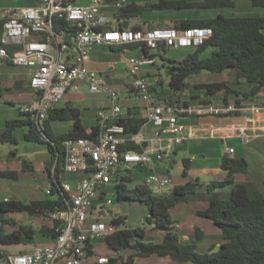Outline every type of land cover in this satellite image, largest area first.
I'll return each instance as SVG.
<instances>
[{
  "label": "built area",
  "instance_id": "2783aa9c",
  "mask_svg": "<svg viewBox=\"0 0 264 264\" xmlns=\"http://www.w3.org/2000/svg\"><path fill=\"white\" fill-rule=\"evenodd\" d=\"M75 0H37L34 6L0 9L3 33L0 37V67L11 64L27 71L28 83L34 95L32 101L20 107L36 124H42L48 112L56 107L63 95L78 84H85L92 94H103L109 106L96 115L97 134L92 137L70 138L63 142L65 150L64 174H87L73 185L59 175L58 192L64 196L62 209L51 217L59 222L57 236L50 246L35 247L30 253L10 255L9 264H85L88 250L94 254L93 241L105 239L117 231L101 221L91 220L95 204L109 206L106 198L109 187H115L129 178L136 165L145 166L142 186L153 188L163 196L173 187L171 176H161L155 166L170 161L175 146L185 140L182 116H221L240 111L234 105H213L201 102L194 106H175L159 103L150 91L149 80L141 70L155 64V58H130L128 74L130 88L144 103V124L132 135L118 122L125 116L119 93L109 89L106 76L88 65L93 48L98 46H145L154 52L160 45L171 49L195 50L213 35L209 27H191L184 30L157 28L145 31L118 30L103 9L114 13L124 8L128 0H88L76 5ZM113 18V17H112ZM64 22L58 32L56 22ZM11 49L10 52L8 51ZM252 111L263 112L264 105L252 106ZM151 124L154 134L145 137L142 128ZM264 138V137H263ZM245 142L249 138L241 136ZM127 142L141 147L139 151L122 150ZM234 152L228 149L230 156ZM55 181V164L51 168ZM45 196L52 195L48 186ZM108 258L97 259L96 264H107Z\"/></svg>",
  "mask_w": 264,
  "mask_h": 264
},
{
  "label": "trees",
  "instance_id": "16d2710c",
  "mask_svg": "<svg viewBox=\"0 0 264 264\" xmlns=\"http://www.w3.org/2000/svg\"><path fill=\"white\" fill-rule=\"evenodd\" d=\"M246 1L253 8L264 9V0ZM36 2L37 0H32V4H36ZM234 7L235 4L232 0H157L155 3H145L144 5L131 2L118 10L113 17L116 22L118 21L115 28L122 30V25L126 20L132 17L138 19L143 12L147 11L179 9L195 14L199 10L216 11ZM120 20L125 22L119 23ZM2 25L3 20H0V37L3 33ZM65 26L68 27L63 21L56 22L54 30L58 32ZM157 27L150 24L146 28L135 25L127 29L144 31L157 29ZM191 27H209L212 29L213 35L182 60L167 59L165 54L171 48H166L163 45H160L154 52L149 51L143 45L141 46L144 56L160 61V66L157 67L159 78L165 76L168 80L166 86L171 94L164 100V104L186 106L188 102L182 101L178 94L187 90V80L190 77L203 73L231 72L233 74L232 83L221 81L202 86L207 96L221 95L220 104L222 105H228V99L232 97L234 106L240 107L242 99L254 97L260 93L264 95V15L224 16L217 14L210 18H183L174 21L170 26H164V28L177 30ZM112 47L111 49H113ZM133 47L134 45L119 47L116 51ZM10 50L9 48L8 51L10 52ZM7 66L13 67L11 64H7ZM241 81L249 87V91L244 92L240 89ZM27 90H30L29 83L25 84L22 80H16L11 88L2 87L0 83V98L3 93H21ZM199 102L210 104L206 100ZM6 104L13 105L8 102ZM18 113L24 118H14L4 122V129L0 132V143L17 146L19 139L15 133L18 132V129L22 131L26 127L27 129L22 135L23 141L40 142L44 140L45 149L49 154V161L44 166V172L48 175L49 185L52 186V195L48 199L35 200L27 204L19 200L0 199V244L14 247L31 243L36 230H33L29 225L17 224L12 218H5V215L15 213L24 214L29 218H42L61 210L64 196L58 192V183L65 161L63 142L70 138L92 137L98 131L97 125L92 127L89 132L82 130L79 125L80 113L71 107H54L48 112L47 118L42 124L33 122L27 114L21 113L20 109H18ZM137 115L138 112H132L128 108L125 116L118 122L125 128L126 135L137 133L144 124V120ZM51 121H73L74 127L78 128V131L54 135L50 130ZM121 149L139 151L142 148L127 142ZM12 156H15L14 151L6 156V160ZM188 163L186 159L182 161L184 177L189 171ZM53 164H55L56 182L51 178ZM220 169L225 173V178L222 180H214L201 187L199 180L194 179L181 185H174L163 196H153L149 190L138 185L134 189H128L126 183L131 181L128 177L117 184L115 190L118 198L128 201L138 200L147 205L149 214L145 219V224L154 226L162 235L158 242H145L143 228L125 226L124 218L121 217L112 219V225H123L124 229L117 230L104 239L107 249L113 252L112 256L107 257V264L132 263L131 257L124 261L121 256L117 255L124 250H131L133 257L141 259L157 257L170 260L175 264H264V175L259 188L235 183L234 179L237 175L247 173L248 163L244 158H223ZM23 171L32 172L25 162ZM17 177L16 171L0 170V181L17 180ZM201 196L205 197L203 199L206 200L207 205L204 209L196 211L195 214L197 217L210 221L218 228L221 239L217 249L210 247L205 253H197L195 245L186 244L180 240L172 230L175 227V222L170 215V210L187 198H201ZM58 226L59 222L53 219L52 227L41 228L40 233L44 232L46 236L54 240L57 236ZM8 227L11 228L10 232L7 231ZM194 233L195 240L202 238L200 229L196 228ZM92 248L93 246H90V249ZM21 253L23 254V252ZM88 255L91 256L93 253L88 250ZM9 256L6 251H0V258L3 262L0 264H9Z\"/></svg>",
  "mask_w": 264,
  "mask_h": 264
},
{
  "label": "rangeland",
  "instance_id": "374dc122",
  "mask_svg": "<svg viewBox=\"0 0 264 264\" xmlns=\"http://www.w3.org/2000/svg\"><path fill=\"white\" fill-rule=\"evenodd\" d=\"M157 0H128V3H135L138 5H144L145 3H155ZM235 4L233 9H222L216 11H206L199 10L195 14L192 12H188L185 10H155V11H147L143 12L138 19L130 18L129 21L131 24L141 25L143 28L147 27V24H156L157 28H164V26H170L176 20H180L183 18H210L214 17L217 14H221L224 16H233V15H264V9L261 8H253L246 0H232ZM32 4V0H0V9L7 8L13 9L18 7H26ZM107 17L113 16L115 13L113 11L103 12ZM142 18V19H141ZM110 19V18H109ZM144 24L143 23V21ZM146 23V25H145ZM111 26L115 27V22L111 23ZM147 30V29H146ZM134 50V48H133ZM193 50L190 49H170L166 52L165 56L167 59H171L173 61L182 60L185 58L190 52ZM143 55V50H140ZM130 54L125 52L124 54L118 53L116 51H110L108 47H103L100 52V57L104 59H109L116 63L114 74L115 80L110 81L108 87L110 90L119 93L120 100L126 99L129 95L133 96L130 91H128L127 87L124 86L121 82L126 76L125 74V60L129 57ZM156 64V63H155ZM154 64V65H155ZM157 66H160V61H157ZM150 70L155 71L154 66L149 67ZM154 69V70H153ZM162 74L163 71L161 70ZM16 80H22L27 84L28 82V74L20 69L15 67H3L0 69V83L2 87L11 88L13 83ZM234 80L233 74L231 72H223L218 74H207L203 73L200 75H194L190 77L188 82L187 90L183 93L178 94L181 96V100H185L190 105H196L199 103V100H206L210 102V104H220L221 95L216 96H207L205 95V89L202 87L206 84L212 82H221L226 81L228 83H232ZM161 82V83H160ZM168 80L164 76H160L159 81L157 82V86L167 88ZM26 86V85H25ZM241 90H244V87H240ZM90 97V96H89ZM92 97V95H91ZM33 95H30V91H23L21 93L13 92V93H3L2 98H0V132L4 129V122L6 120L14 119V118H24L19 115L18 109L24 105L30 103L33 99ZM167 97H164V100ZM133 103H139L140 98L133 96ZM232 99V97H230ZM6 102L13 103V105L6 104ZM100 103H106V101H101ZM216 122V120H215ZM65 122H50L51 131H55L53 134L58 135L57 127L65 126ZM27 129V127L25 128ZM17 136L19 137V142L17 146H13L7 143H0V170H13L18 173L17 180H1L0 181V199L1 200H20L24 203H30L34 200H40L44 198H48V196H44L43 193L45 189L48 187V182L46 181V177L42 174V164L49 157L46 152V144L44 140L40 142L30 141L25 142L22 139L21 131L18 129ZM17 133V132H16ZM18 148V154L22 160L29 159V155L36 153L35 157H31V162L35 167V173H24L21 171V160H6V155H8L9 149ZM43 148L41 150H36V148ZM23 154V156H22ZM182 155L176 156V162L172 165L171 169V179H173L176 183H181V179L183 178V167H182ZM133 170H131L128 175L131 179L130 182L127 183L128 189H134L137 185L142 186V180L145 178V174L136 173L139 176H134ZM87 176V174H63V180H71L79 179ZM188 179V177H185ZM184 178V179H185ZM172 180V181H173ZM40 190L38 193L37 188ZM143 188L150 191L153 196H157V192L153 190V188L149 189L147 187L142 186ZM225 194V192L223 191ZM107 199L111 200V204L109 206H101L104 200H101L100 206L98 203L96 204V208L90 217L91 220H95V218L99 217V219L106 224H109V227H115L117 230L124 229L123 225L114 226L111 224V220L114 218H124L125 226L133 227V228H143L145 232V242H158L161 239V233L154 226H150L145 224V219L148 216V207L144 202L135 200L128 201L124 198H118L117 191L115 187L111 186L107 190ZM205 197H189L185 201L179 203L177 206L170 210V215L172 220L175 222V227L172 230L180 237L181 241L186 244L195 245V251L197 253H205L208 251L210 247L218 248L221 243L220 239V231L216 228L210 221L197 217L196 211L204 209L207 205ZM116 214V215H113ZM5 218H12L16 221L17 224L21 225H29L32 226L33 229L39 228L41 226H52V217H43L38 218L35 217L33 220L26 215L9 213L5 215ZM36 222H35V221ZM198 228L202 232V238L200 240H195V229ZM10 227H8V232H10ZM158 230V231H157ZM93 249L94 254L88 256L85 260V264H96L97 259L101 257L112 256L113 252L107 249L104 239H98L93 241ZM0 251H6L8 255H16L22 254L24 251L22 245L19 246H4L0 244ZM121 258L126 261L131 257L132 263L130 264H175L170 260L160 259L157 257H150L146 259H141L132 256L131 250H124L118 254ZM0 263L2 259L0 258Z\"/></svg>",
  "mask_w": 264,
  "mask_h": 264
},
{
  "label": "crops",
  "instance_id": "0c3cea01",
  "mask_svg": "<svg viewBox=\"0 0 264 264\" xmlns=\"http://www.w3.org/2000/svg\"><path fill=\"white\" fill-rule=\"evenodd\" d=\"M74 3L76 5H86L88 3V0H75ZM34 5L35 4H32L30 6H34ZM107 11H111V10L103 9V12H107ZM112 17L113 16L109 18L112 19L111 20L112 23L115 22V26H116V24H118V21L116 22L115 18L114 17L112 18ZM120 22H125V21L120 20L119 23ZM126 22H128L129 24L128 27L138 25V24H134V25L131 24L129 20H126ZM153 25H155L156 27V24H153ZM103 47H108L110 51H116L117 48L119 47L121 48V46L112 47V46H107V45L98 46V47L93 48L89 56L88 65L91 69L104 74L106 76L108 85H111L110 81L115 80L114 69H115L116 63L109 59H104L100 57V52ZM111 47L113 49H111ZM133 48L131 49L125 48L121 51H116V52L122 53V54L127 52L130 54V56L127 57V59L125 60L126 76L124 77L121 83L127 87L128 91H131L130 93L133 96L138 97L136 93L132 91L129 85V82H130V77L128 74L129 59L130 58H141L144 55H142L140 52V50H142L141 46L134 45ZM155 63L157 64V61ZM156 64L152 65L154 66L155 71L150 70L148 67V68H144L143 70H141V74L149 80L151 84L150 91L155 95L158 102L163 103L164 97L169 96L171 93L169 92L167 88L165 87L162 88V87L157 86V82L159 81V76L157 73L158 66ZM5 66H7V64L1 66L0 69ZM24 71L27 73L26 70ZM241 86L244 87V90L242 91L244 92L249 91V87L245 85L243 81H241L240 87ZM29 91H30V95L32 96L33 93L31 92V90ZM133 96L129 95L126 99L124 100L121 99L120 106L124 114H126L127 109L130 108L132 112H138L137 116L143 119L144 103L141 100L139 103H133V99H132ZM240 99L242 98L240 97ZM101 101H106V103L105 104L100 103ZM233 101H234L233 98L232 99L229 98L228 105H234ZM262 104L264 105V95L260 93L254 97L242 99L239 105L241 107L240 111L232 112L229 114H224L221 116H203V117L182 116L180 117L179 119L180 123H182L185 126V133H184L185 140L181 144L175 146L174 152L172 154L170 161L164 165L155 166L154 171L161 176H165L167 173L170 175L172 165L176 162V156L182 155L183 156L182 161L186 159L189 162L188 163L189 171L187 174L188 179H186L183 176V178L180 180L181 183H176L172 179L173 186L181 185L188 181L197 179L199 180V185L201 187H204L206 186V184H208L211 181L222 180L225 178V173L220 169V164L223 158H227V157L231 159L244 158L246 162L248 163L247 173L242 174V175H237L234 179V182L248 184L251 186H255L256 188H259L261 186L262 178L264 175V138H263L264 137V113L252 111L251 107L262 105ZM108 106H109V101L107 100V97L105 95L92 94L88 91V88L86 87L85 84H78V90H76L74 87L69 89L63 95L60 103L56 107L57 108L71 107V108L77 109L80 113V117H79L80 124L79 125L81 129L86 132H89L92 127L96 126L97 113L100 110L107 108ZM187 106H194V105L193 104L190 105L187 103ZM65 123H66L65 126L57 127L56 132H58V134H66L69 132L76 133L78 131V128L74 127L73 121H67ZM25 131H26L25 128L22 129L21 134L23 135ZM51 132L54 133L55 131H51ZM142 133L147 138L151 137L154 134L153 126L151 124L145 125L142 128ZM17 134L18 132L15 133V136L19 138ZM241 136H245L246 138H249V141L248 142L243 141L241 139ZM230 148L233 149L234 152L232 155L229 156L227 154V150ZM41 149L43 148L41 147L36 148V150H41ZM17 150H18L17 147L14 148L13 150L9 149L8 155L11 151H14L15 156L10 157V159H7V161L19 159L21 160V171L22 172L31 173V174L35 173V167L33 163L31 162V157L32 158L35 157L36 153L30 154L29 159L22 160ZM48 157H49V154H48ZM48 161H49V158L43 162L42 171H41L42 174L46 177L47 182H48V175L44 172V166ZM24 162L26 163L28 167H30L32 172L23 171ZM133 171H134L133 172L134 176H139L136 173H141V174L146 175L147 173L151 172L150 169L147 167L145 171L142 169L136 170V168H134ZM63 174L64 173H61V179H62ZM78 179L79 177H77L74 180L71 179V180H66V181H70L74 185ZM48 186H49V183H48ZM36 188H37L38 193H40V190L38 189L37 186ZM96 204L94 208H96ZM93 212L94 210L92 211V213ZM31 219L33 220V218ZM50 227L52 226H48V227L41 226L36 229H33L32 227V229L36 230V232L34 234L33 241L31 243L22 245L24 251H26V252H23V254L30 253L35 247H46V246L52 245L54 240L46 236L44 232L40 233L41 228L49 229Z\"/></svg>",
  "mask_w": 264,
  "mask_h": 264
},
{
  "label": "water",
  "instance_id": "95a60500",
  "mask_svg": "<svg viewBox=\"0 0 264 264\" xmlns=\"http://www.w3.org/2000/svg\"><path fill=\"white\" fill-rule=\"evenodd\" d=\"M132 18L134 19L135 17H132ZM128 25H129L128 22H125V23L122 25V28H123V29H127V28H128ZM135 168H136V170H141V169L144 170V171L146 170V167H143V166H141V165H136Z\"/></svg>",
  "mask_w": 264,
  "mask_h": 264
}]
</instances>
